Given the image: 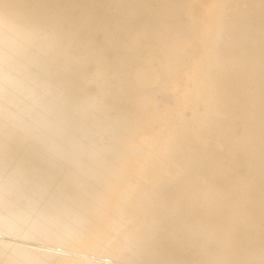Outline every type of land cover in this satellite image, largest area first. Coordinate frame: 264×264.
I'll list each match as a JSON object with an SVG mask.
<instances>
[{
    "label": "bare ground",
    "instance_id": "obj_1",
    "mask_svg": "<svg viewBox=\"0 0 264 264\" xmlns=\"http://www.w3.org/2000/svg\"><path fill=\"white\" fill-rule=\"evenodd\" d=\"M0 264H264V0H0Z\"/></svg>",
    "mask_w": 264,
    "mask_h": 264
},
{
    "label": "rangeland",
    "instance_id": "obj_2",
    "mask_svg": "<svg viewBox=\"0 0 264 264\" xmlns=\"http://www.w3.org/2000/svg\"><path fill=\"white\" fill-rule=\"evenodd\" d=\"M58 250H61V248H59Z\"/></svg>",
    "mask_w": 264,
    "mask_h": 264
}]
</instances>
